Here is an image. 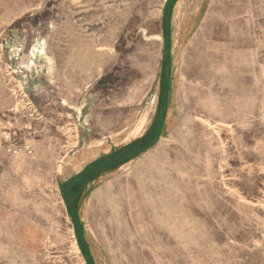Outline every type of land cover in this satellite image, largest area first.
<instances>
[{
    "label": "rangeland",
    "instance_id": "374dc122",
    "mask_svg": "<svg viewBox=\"0 0 264 264\" xmlns=\"http://www.w3.org/2000/svg\"><path fill=\"white\" fill-rule=\"evenodd\" d=\"M164 3L38 0L4 28L17 36L3 70L8 142L54 151L59 180L154 131L68 202L56 192L44 248L55 264H88L73 196L95 264H264V0L173 7L170 94L155 136Z\"/></svg>",
    "mask_w": 264,
    "mask_h": 264
},
{
    "label": "crops",
    "instance_id": "0c3cea01",
    "mask_svg": "<svg viewBox=\"0 0 264 264\" xmlns=\"http://www.w3.org/2000/svg\"><path fill=\"white\" fill-rule=\"evenodd\" d=\"M184 1L179 0L176 5ZM37 5L38 0H0V39H3L0 42V264H55L54 259L49 260L44 255L49 241L50 216L55 210L56 192L68 202L72 183L67 176L63 181L56 176L54 151L47 150V155H40L34 143L28 144L31 152L24 149V145L19 152H14L15 146L6 138L9 95L3 70L13 61L7 49L12 48L17 36L4 28ZM74 155L66 154L64 159H74L70 160L71 164L82 160L81 155Z\"/></svg>",
    "mask_w": 264,
    "mask_h": 264
},
{
    "label": "water",
    "instance_id": "95a60500",
    "mask_svg": "<svg viewBox=\"0 0 264 264\" xmlns=\"http://www.w3.org/2000/svg\"><path fill=\"white\" fill-rule=\"evenodd\" d=\"M179 0H165L164 7H163V15H162V21H163V30H164V41H165V52H164V62H163V67L162 70L164 71V75L161 79L163 85H164V93L163 96L160 97V104H159V110L157 112L158 116H161V125L158 128V132L160 133L163 124L165 122V105L169 96L170 92V78H171V60H170V44H171V35H170V17H171V12L173 10V7L178 3ZM136 143V142H134ZM131 143V144H134ZM120 153V150H117L114 152V157H117ZM128 160V159H127ZM97 164V162H93L90 164ZM90 176V172L86 173V176L83 178H80L79 180L73 182L69 186V193H74L78 191L83 182L87 177ZM78 198H74L72 203H69L68 208H69V213L72 218L76 219V224L74 226V231L77 236V239L79 241L80 246L82 249L87 253L88 256V264H95L93 260V256L89 247V243L87 239L83 236L84 231H83V224L81 221V218L79 216V213L77 211V203H78Z\"/></svg>",
    "mask_w": 264,
    "mask_h": 264
},
{
    "label": "flooded vegetation",
    "instance_id": "af4514ba",
    "mask_svg": "<svg viewBox=\"0 0 264 264\" xmlns=\"http://www.w3.org/2000/svg\"><path fill=\"white\" fill-rule=\"evenodd\" d=\"M171 17H172V12H171ZM171 17H170V22H171ZM170 32H171V26H170ZM170 35H171V33H170ZM169 94H170V92H169ZM167 101H168V99H167ZM166 104H167V102H166ZM165 109H166V105H165ZM164 114H165V112H164ZM165 120H166V114H165ZM160 125H161V116H160V124L157 127V129H156L155 136H157V135L162 133V130L164 129L165 122L163 124V127H162L160 133H159L158 132V128L160 127ZM153 134H154V131L151 130L139 142L135 143L134 145L130 146L129 148H127L125 150H121L119 155L117 157H115L113 160H109L107 162H104L103 160H100V161H96L97 164H93L91 166L89 165L90 167L87 168L78 178H76L74 181L71 180L72 183L77 181V180H79L80 178L85 177L86 173L90 172V176L85 179V181L83 182L81 188L78 190V191H82L85 188L86 184L88 182H90L91 180H93L98 173H100V171H101V169L103 167L109 166V165H116L121 160L130 159L136 153L141 152V150L145 147V145L153 138ZM72 194L73 193H70L69 198L72 196ZM74 198H76V197L73 196L72 200Z\"/></svg>",
    "mask_w": 264,
    "mask_h": 264
},
{
    "label": "bare ground",
    "instance_id": "6f19581e",
    "mask_svg": "<svg viewBox=\"0 0 264 264\" xmlns=\"http://www.w3.org/2000/svg\"><path fill=\"white\" fill-rule=\"evenodd\" d=\"M186 155H187V154H186ZM183 156H184V155H183ZM156 157H157V156H156ZM160 158H161V156H160ZM150 161H151V160H150ZM152 161H153V159H152ZM146 162H147V161H146ZM151 165H152V164H151ZM174 165H175V164H174ZM148 166H149V165H148ZM154 166H155V165H154ZM165 166H166V165H165ZM172 166H173V164H172ZM178 166H179V164H178ZM156 167H157V165H156ZM162 167H163V166H162ZM162 167H161V168H162ZM169 167H170V166H169ZM146 168H147V167H146ZM161 168H159V169H161ZM164 168H165V167H164ZM171 169H172V168H171ZM156 170H157V169H156ZM174 170H175V169H174ZM177 170H178V169H177ZM182 170H184V169H181V172H182ZM150 171L152 172L151 169H150ZM160 171H161V170H160ZM169 171H170V169H169ZM175 171H176V170H175ZM185 171H186V169H185ZM141 173H142V172H141ZM143 173H144V172H143ZM143 173H142V174H143ZM170 173H172V171H170ZM152 174H153V173H152ZM173 175H174V174H173ZM156 177H157V176H156ZM178 177H179V176H178ZM178 177H177V178H178ZM151 178H152V177H151ZM154 178H155V177H154ZM159 178H160V177H159ZM159 178H158V179H159ZM164 178H165V177H164ZM172 178H173V177H172ZM166 179H167V178H166ZM174 179H175V178H174ZM154 180H155V179H154ZM157 181H159V180H157ZM170 181H173V180L171 179ZM179 181H180V180H179ZM183 181H184V180H183ZM151 182H152V181H151ZM153 182H154V181H153ZM161 182H162V181H161ZM164 182H165V181H164ZM181 182H182V181H181ZM184 182H186V181H184ZM138 183H139V182H138ZM165 183H166V182H165ZM175 183H176V181H175ZM177 183H178V182H177ZM179 183H180V182H179ZM150 184H151V183H150ZM152 184H153V183H152ZM167 184H168V182H167ZM156 185H157V184H156ZM164 185H165V184H164ZM175 185H176V184H175ZM180 185H181V184H180ZM154 186H155V185H154ZM165 186H166V185H165ZM181 186H182V185H181ZM139 187H140V185H139ZM179 187H180V186H179ZM149 188H150V187H149ZM161 189H162V188H161ZM184 189H185V188H184ZM167 190H168V189H166V191H167ZM140 191H141V190H140ZM116 192H117V191H116ZM167 192H168V191H167ZM167 192H166V193H167ZM141 193H142V192H141ZM156 193H157V192H156ZM169 193H170V191H169ZM118 194H119V192H118ZM163 194H164V193H163ZM174 194H175V193H174ZM164 195H165V194H164ZM167 195H168V194H167ZM170 195H171V194H170ZM170 195H168V196H170ZM187 195L189 196V194H187ZM101 196H102V195L100 194V195L98 196V198L101 197ZM103 197H104V196H103ZM142 197H143V196H142ZM179 197H181V196H179ZM146 198H147V197H146ZM127 199H128V198H127ZM172 199H173V198H172ZM107 200H108V199H107ZM109 200H110V199H109ZM175 200H176V199H175ZM177 201H178V200H177ZM175 202H176V201H175ZM186 202H188V201H186ZM186 202H185V203H186ZM118 203H119V202H118ZM105 204H106V203H105ZM108 204H109V203H108ZM119 204H120V203H119ZM162 204H163V203H162ZM169 204L171 205V203H169ZM173 204H174V203H173ZM180 204H181V203H180ZM192 204H194V202H193ZM102 205H103V204H102ZM115 205H117V204H115ZM117 206H118V205H117ZM117 206H116V207H117ZM121 206H122V205H121ZM166 206H167V205H166ZM171 206H172V205H171ZM107 207H108V206H107ZM119 207H120V206H119ZM177 207H178V206H177ZM175 208H176V207H175ZM109 209H110V208H109ZM117 209H118V208H117ZM160 209H161V208H160ZM162 209H163V208H162ZM171 209H172V208H171ZM178 209H179V208H178ZM185 209H186V207H185ZM187 209H188V208H187ZM191 209H192V208H191ZM114 211H115V210H114ZM114 211H113V212H114ZM108 212H109V211H107V213H108ZM116 212H117V210H116ZM192 212H193V211H192ZM118 213H119V212H118ZM108 214H109V213H108ZM114 214H115V213H114ZM114 214H113V215H114ZM119 214L122 215L123 213H119ZM191 214H192V213H191ZM109 215H110V214H109ZM109 215H108V216H109ZM124 215H125V214H124ZM124 215H123V216H124ZM116 216H117V215H116ZM117 217H118V216H117ZM106 218H107V217H106ZM114 218H115V217H114ZM115 219H116V218H115ZM120 220H121V219H120ZM116 221H117V219H116ZM126 221H128V220H126ZM126 221H125V222H126ZM122 222H123V221H122ZM126 224H127V223H126ZM128 224H129V223H128ZM129 225H130V224H129ZM130 227H131V226H130ZM123 228H124V227H123ZM125 230H126V229H125ZM123 231H124V230H123ZM126 235H127V234H126ZM126 235H125V236H126ZM121 236H122V234H121Z\"/></svg>",
    "mask_w": 264,
    "mask_h": 264
},
{
    "label": "built area",
    "instance_id": "2783aa9c",
    "mask_svg": "<svg viewBox=\"0 0 264 264\" xmlns=\"http://www.w3.org/2000/svg\"><path fill=\"white\" fill-rule=\"evenodd\" d=\"M6 138H7V140H8V138H9V133L7 134ZM24 149H26L28 152H31V149H30V146H29V145L24 144ZM13 151H14V152H18L19 149H16V148H15Z\"/></svg>",
    "mask_w": 264,
    "mask_h": 264
}]
</instances>
